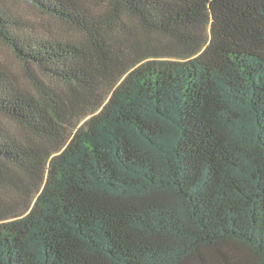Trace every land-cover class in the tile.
I'll use <instances>...</instances> for the list:
<instances>
[{"label":"trees","instance_id":"obj_1","mask_svg":"<svg viewBox=\"0 0 264 264\" xmlns=\"http://www.w3.org/2000/svg\"><path fill=\"white\" fill-rule=\"evenodd\" d=\"M1 52L0 264H264V0H0Z\"/></svg>","mask_w":264,"mask_h":264},{"label":"rangeland","instance_id":"obj_2","mask_svg":"<svg viewBox=\"0 0 264 264\" xmlns=\"http://www.w3.org/2000/svg\"><path fill=\"white\" fill-rule=\"evenodd\" d=\"M17 8L22 14L21 16H23L26 20L30 21L34 25L36 32L40 35H47L49 34V32L52 31L57 33L58 27L52 25V23H47V19L44 16L38 14L35 10L24 5H17ZM43 23L48 25V29L47 27H44ZM0 58L10 63L11 65L16 66L15 64H12L11 58L7 57L3 52L0 53Z\"/></svg>","mask_w":264,"mask_h":264}]
</instances>
